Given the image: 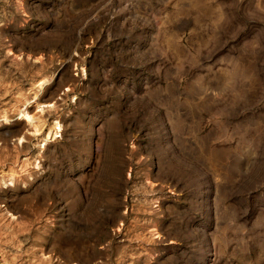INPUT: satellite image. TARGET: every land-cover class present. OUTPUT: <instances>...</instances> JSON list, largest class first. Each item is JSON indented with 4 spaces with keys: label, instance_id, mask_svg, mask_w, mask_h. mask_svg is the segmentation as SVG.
<instances>
[{
    "label": "rangeland",
    "instance_id": "rangeland-1",
    "mask_svg": "<svg viewBox=\"0 0 264 264\" xmlns=\"http://www.w3.org/2000/svg\"><path fill=\"white\" fill-rule=\"evenodd\" d=\"M0 260L264 264V0H0Z\"/></svg>",
    "mask_w": 264,
    "mask_h": 264
},
{
    "label": "bare ground",
    "instance_id": "bare-ground-1",
    "mask_svg": "<svg viewBox=\"0 0 264 264\" xmlns=\"http://www.w3.org/2000/svg\"><path fill=\"white\" fill-rule=\"evenodd\" d=\"M19 118L20 119H25V120H28V121L30 120L31 117H29V114H28V111H27L26 107L20 111Z\"/></svg>",
    "mask_w": 264,
    "mask_h": 264
},
{
    "label": "built area",
    "instance_id": "built-area-1",
    "mask_svg": "<svg viewBox=\"0 0 264 264\" xmlns=\"http://www.w3.org/2000/svg\"><path fill=\"white\" fill-rule=\"evenodd\" d=\"M0 264H4V263L0 260Z\"/></svg>",
    "mask_w": 264,
    "mask_h": 264
}]
</instances>
